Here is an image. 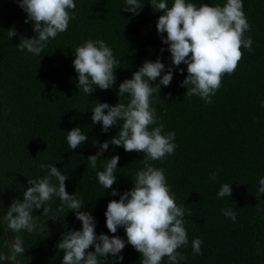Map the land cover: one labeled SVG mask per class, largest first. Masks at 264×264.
<instances>
[{
    "label": "trees",
    "instance_id": "obj_1",
    "mask_svg": "<svg viewBox=\"0 0 264 264\" xmlns=\"http://www.w3.org/2000/svg\"><path fill=\"white\" fill-rule=\"evenodd\" d=\"M151 0H139L137 13L123 11L125 0H74L76 8L69 10L74 19L66 32L50 39L40 56L18 51L20 36L35 35L32 22L25 23L27 14L18 0H0V202L3 212L14 200H22L30 187L28 180L47 175L41 164L53 165L64 175L68 194L82 200L83 211L96 221V234L113 235L105 224V211L110 200H119L134 183L135 173L143 165L142 153L125 152L109 144L93 168L87 162L95 155L100 143L110 140L119 131V122L106 133L100 123L90 117L96 103L114 106L120 99L118 85L138 70L144 61L172 67L169 86L151 98L159 121L165 125L163 134L175 132L174 154L163 161H151L162 168L166 183L174 194L177 206L183 207L184 227L188 244L178 249L186 259L179 264H264V194L257 198L259 180L264 178V0H242L243 12L250 25L244 37L252 38V51L243 53L235 72L222 77L221 87L212 104L198 96L185 95L181 83L187 75L172 66L168 45L162 43L166 33L158 34L156 22L162 12L152 9ZM174 0H166L171 6ZM226 0H186L197 7L223 5ZM14 29L18 35L7 37ZM86 40H103L109 46L119 67L114 70L115 84L107 89L96 88L85 94L77 87V73L72 61L76 47ZM161 49H164L161 52ZM163 75V73H162ZM155 83H159V78ZM169 93L171 94L169 96ZM126 103L127 99L122 98ZM80 127L88 136L77 149H69L66 134ZM155 127V125L150 126ZM97 144L94 146L93 141ZM118 155L116 183L103 189L97 172L103 171L106 159ZM217 179H210L211 173ZM55 183V179H53ZM224 183L230 184V197L217 198ZM116 196L110 195L112 190ZM51 212L41 215L34 210L37 224L43 231L9 232L11 243L17 237L23 241L25 253L18 264H61L63 252L56 245L70 230H79L81 223L74 211L57 214L60 200L53 197ZM47 207V205H45ZM236 212V220L224 216L223 210ZM116 236L126 241L123 228ZM200 239L201 253L192 252L191 242ZM91 247L88 251H93ZM0 254L11 257L0 216ZM115 261L109 255L107 264H140L141 254L126 243ZM100 259H105L101 257ZM0 264H14L13 259ZM101 264H104L101 261ZM162 264H168L164 258Z\"/></svg>",
    "mask_w": 264,
    "mask_h": 264
},
{
    "label": "clouds",
    "instance_id": "obj_2",
    "mask_svg": "<svg viewBox=\"0 0 264 264\" xmlns=\"http://www.w3.org/2000/svg\"><path fill=\"white\" fill-rule=\"evenodd\" d=\"M18 4L27 14L24 22H32L35 35L31 38L20 36V43L16 46L18 51L26 50L35 56L41 55L50 39L67 31L69 21L74 19L69 10L74 12L76 8L74 0H18ZM150 4L152 9L163 13L155 27L158 34L166 33L162 43L168 45L172 66H187V75L181 83L187 89L185 95H195L206 104H212L211 97L220 89L222 77L233 74L242 59L241 48L252 51V38L244 37L250 25L242 10V0H226L222 6L201 4L197 7L186 0H174L170 7L166 0H151ZM141 8L139 0H125L122 10L137 13ZM17 35L14 29L7 31L9 39ZM72 65L77 73V87L87 95L96 88L107 90L116 82L114 70L119 67V61L103 40H86L76 47ZM178 71L182 74L184 69L178 68ZM158 78L159 83H155ZM172 79V67L165 72V65L159 58L154 62L146 60L130 79L118 85L117 95L121 99L114 106L106 102L96 103L91 111L92 123H100L102 132L106 133L119 122L118 133L100 143L96 154L87 158L91 167H96L109 144L122 147L125 152L143 154L140 160L143 167L135 173L133 187L120 195L119 200H110L107 204L105 224L108 232L113 234L111 237L96 234L95 218L82 210V200L66 191L68 176L46 164H41L40 168L46 169L47 175L28 180L31 186L23 192V199L14 200L8 207L2 217L6 230L32 233L39 228L43 231L45 224L38 225L37 217L32 213L42 209L41 215L47 216L51 212L52 198L57 197L60 205L56 213L65 215L69 210L74 211L75 218L81 223L79 230L63 234L56 245L57 250L63 252L61 264H101V261L107 264L109 255L117 262L122 261L123 256L119 253L126 243L141 254L140 264H162L164 258L168 264H179L180 260L186 259L178 251L188 244L183 221L185 210L177 206L164 170L151 163L163 161L167 155L174 154L176 148L175 132L163 134L165 125L158 120L151 104L152 96L159 93L161 85L169 86ZM122 98L127 102H121ZM261 106L264 107V101ZM153 125L155 127H150ZM66 139L69 149H77L88 140V136L76 127L67 132ZM96 144L94 140L93 145ZM106 160L104 170L97 172V178L103 189H112L116 183L119 156ZM210 179L215 181L217 174L211 173ZM259 185L257 198L264 194V178L259 180ZM117 194L115 189L110 193L112 196ZM231 194L230 184L224 183L217 198L230 197ZM222 214L236 220V212L230 208L223 210ZM118 228L124 229L126 241L115 235ZM201 244L198 238L192 240L193 254H202ZM90 247L94 250L88 251ZM11 249L12 256L0 254V260H15L26 251L19 237L11 244Z\"/></svg>",
    "mask_w": 264,
    "mask_h": 264
},
{
    "label": "water",
    "instance_id": "obj_3",
    "mask_svg": "<svg viewBox=\"0 0 264 264\" xmlns=\"http://www.w3.org/2000/svg\"><path fill=\"white\" fill-rule=\"evenodd\" d=\"M0 216H1V220H2V217L4 216V212H3V209H2L1 202H0ZM2 224H3L4 232H5V235H6L7 244H8L11 256H12V249H11V244L12 243H11L10 235H9L8 230H6V228H5L3 220H2ZM13 262H14V264H18L17 259L13 260Z\"/></svg>",
    "mask_w": 264,
    "mask_h": 264
}]
</instances>
